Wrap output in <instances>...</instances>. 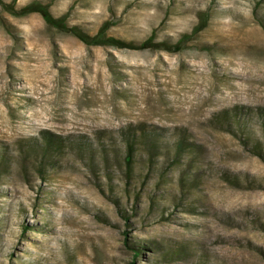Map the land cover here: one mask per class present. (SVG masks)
Returning <instances> with one entry per match:
<instances>
[{"label":"rangeland","instance_id":"rangeland-1","mask_svg":"<svg viewBox=\"0 0 264 264\" xmlns=\"http://www.w3.org/2000/svg\"><path fill=\"white\" fill-rule=\"evenodd\" d=\"M43 3L135 42H174L209 19L168 52L88 45L0 7V264H264V158L220 113L238 106L264 144V0ZM141 127L161 142L153 159L141 144L128 182L122 136ZM41 131L92 154L67 145L40 173L22 152Z\"/></svg>","mask_w":264,"mask_h":264},{"label":"trees","instance_id":"trees-1","mask_svg":"<svg viewBox=\"0 0 264 264\" xmlns=\"http://www.w3.org/2000/svg\"><path fill=\"white\" fill-rule=\"evenodd\" d=\"M0 7L4 8L8 11V13L15 15V16H22L28 15L30 13L38 12L42 17L43 21L46 25L59 29V31H63L66 33H71L77 36L76 38L86 43L88 45L93 46H111L112 48H128V49H162L168 52H177L182 51L189 40L192 38V34L200 32L202 29L205 28L206 23L209 19L208 13H201L200 14V21L197 23L192 32L184 33L179 37V39L175 40L174 42L168 40H156L154 36H150L149 38L143 39L139 42H135L133 40H128L120 37L112 36L107 32V26L105 27L104 24L98 29V31L94 34L88 33L81 29V27L77 26V24H68L65 21V17L59 16L56 17L52 14L49 9V5L43 3V0H32L29 1L27 4H23L21 6L16 5V0H0ZM256 14V13H255ZM257 15V14H256ZM260 19V25L264 28V20ZM262 110V108H261ZM221 121L223 124L228 125V129L231 133L235 134L234 127L237 128L240 132L245 134V137L242 138L246 147H249L250 151L264 158V147L263 141L256 136L255 132L251 129H247L248 125H246V119H243L240 115L238 106H235L232 110L233 116L229 114V110H222L221 112ZM249 113H247L248 115ZM264 124V122H263ZM264 126V125H263ZM264 130V129H263ZM161 136L157 130H145L143 127L140 128V133H136L135 131L123 133L122 136V143L125 148V153L122 158V163L124 164V173L125 178L128 179L132 176L133 171V159L136 157V152L138 151L139 147L142 148L146 147L150 152V158L153 159V155L155 154L156 150L158 149V143L161 142ZM41 139L39 141L34 140L29 144V150L25 149L22 153V157L24 161H29L30 156H34L35 162L38 161L35 166L40 173H44V167L47 165H54L56 154L57 157L61 156L63 152L67 149L70 145L73 149L77 150V154L81 157L89 151L91 152V146L89 143H84L85 139H81L75 142H71L67 140L68 138L65 136H61L57 134H50L48 131H41L40 136ZM187 138L181 136L174 145L175 156L179 158L183 150L186 149ZM85 144V146H84ZM68 145V146H67ZM38 152L37 154L32 153ZM6 151L0 148V177L5 176L7 172H9L10 163L7 158ZM234 180H238L235 178ZM126 218L125 216H123ZM26 228V225L23 226V229ZM126 234V233H125ZM134 255L137 256L140 253L141 247L138 245L134 248ZM128 264H134V261L129 262Z\"/></svg>","mask_w":264,"mask_h":264}]
</instances>
